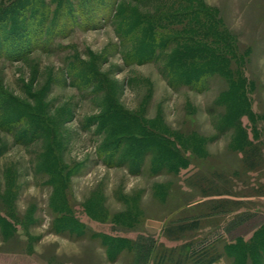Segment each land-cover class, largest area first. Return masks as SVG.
Listing matches in <instances>:
<instances>
[{"label": "rangeland", "instance_id": "rangeland-1", "mask_svg": "<svg viewBox=\"0 0 264 264\" xmlns=\"http://www.w3.org/2000/svg\"><path fill=\"white\" fill-rule=\"evenodd\" d=\"M0 264H264V0H0Z\"/></svg>", "mask_w": 264, "mask_h": 264}, {"label": "trees", "instance_id": "trees-1", "mask_svg": "<svg viewBox=\"0 0 264 264\" xmlns=\"http://www.w3.org/2000/svg\"><path fill=\"white\" fill-rule=\"evenodd\" d=\"M35 15L38 16L39 14H36V12H35ZM24 44H25V42H24ZM29 45H31V44H29ZM38 45H39V44H38ZM38 45H35V47H37ZM23 47H24V45H22L21 49H22ZM25 47H27V46H25ZM28 47H29V46H28ZM31 47L35 48L33 45H32ZM202 74H203V73H202ZM200 76H201V75H198V77H200ZM196 77H197V75L193 76V77H192V81H194V80H196V79H197V80H200L198 77H197V78H196ZM197 80H196V81H197Z\"/></svg>", "mask_w": 264, "mask_h": 264}]
</instances>
